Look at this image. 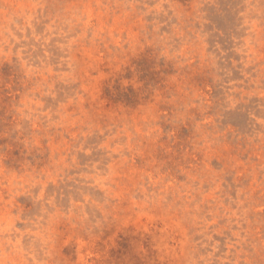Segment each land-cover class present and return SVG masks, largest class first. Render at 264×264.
I'll return each instance as SVG.
<instances>
[{"label":"rangeland","instance_id":"1","mask_svg":"<svg viewBox=\"0 0 264 264\" xmlns=\"http://www.w3.org/2000/svg\"><path fill=\"white\" fill-rule=\"evenodd\" d=\"M0 264H264V0H0Z\"/></svg>","mask_w":264,"mask_h":264}]
</instances>
